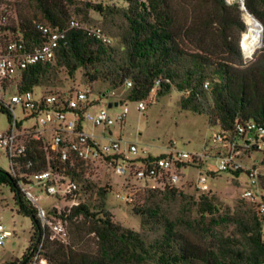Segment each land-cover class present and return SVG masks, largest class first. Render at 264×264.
I'll use <instances>...</instances> for the list:
<instances>
[{
  "label": "trees",
  "instance_id": "1",
  "mask_svg": "<svg viewBox=\"0 0 264 264\" xmlns=\"http://www.w3.org/2000/svg\"><path fill=\"white\" fill-rule=\"evenodd\" d=\"M22 1L31 15L18 11L14 21L6 17L0 25L5 40L19 33L25 41L39 43L34 23L66 33L53 64H37L21 72L19 91L50 86L56 68L70 77L81 70L85 81L104 82L111 90L129 83L128 102L145 101L150 93L158 98L176 91L178 106L205 115L209 126L233 138L237 124L244 128L252 124L263 132L264 143V0H243L244 9L239 0H183L188 15L182 14L175 0H119L125 4L120 8L86 5L100 15V27L76 0ZM1 2L6 11L7 1ZM246 12L262 27L261 48L252 55ZM73 15L82 16L81 22L76 21L79 25L98 27L117 44L106 45L82 29H69ZM242 55L252 59L245 62ZM257 152L264 164V146ZM157 158L148 156L150 161ZM19 161L21 165L30 162V173L46 170L41 142L29 141ZM83 166L60 163L54 157L49 160L53 172L78 185L77 192L65 196L69 201L78 197L77 205L48 212L67 226L70 241L65 243L48 239L35 209L20 193L17 179L0 171V185L9 188L18 212L30 218L32 231L23 255L1 264H30L35 255L38 264H264L263 220L256 212L257 202H250L251 207L241 213H228L220 210L209 190L198 193L195 189L194 196L173 187L144 189L142 203L131 208L140 226L134 231L112 221L105 205L108 187H96L84 179ZM229 173L237 177L246 172ZM258 188V200L264 203L262 177H258ZM176 200L177 210L170 211ZM86 236L94 241L93 251L78 247Z\"/></svg>",
  "mask_w": 264,
  "mask_h": 264
},
{
  "label": "built area",
  "instance_id": "2",
  "mask_svg": "<svg viewBox=\"0 0 264 264\" xmlns=\"http://www.w3.org/2000/svg\"><path fill=\"white\" fill-rule=\"evenodd\" d=\"M4 1V0H3ZM6 21L4 4L0 3V25ZM69 29H82L90 36L103 44H110V37L100 28L81 26L76 21L68 22ZM34 31L40 36L39 43L25 41L19 33L14 38L5 40L0 34V108L8 115L7 128L0 132V149L4 152L9 165V175L17 179V186L25 201L36 211V217L40 226L47 229L48 239H56L64 242L65 227L58 221H50L48 213L38 205L37 198L32 196L25 187L33 186L41 188L47 196L65 198L66 195L78 191V185L63 176L52 171L49 160L56 158L60 163H82L84 165L102 162L112 172L122 177L124 183L128 179L143 181L145 189L163 190L166 187L177 188L183 170L187 164L199 167L203 161L202 154H188L178 152L174 148H168L167 153L159 156L156 160H148L144 155L140 158L130 159L128 154H135L136 147L120 137H112L108 128L116 123H121L127 113L125 102L126 90L130 87L127 83L124 87L110 90L101 97H109L113 101L101 107V97L89 100L86 93L75 92L72 96L31 91H19V77L22 71L37 64H53L59 43L65 38V30L51 29L42 23L33 24ZM17 79V82L14 81ZM14 87L13 92H8L9 87ZM206 88V84L204 85ZM8 94V99L4 100ZM95 103V104H94ZM116 103V106L113 104ZM119 107L120 111L115 116L107 112V105ZM96 106V110L89 109ZM15 108H19L21 118L15 115ZM145 109L142 101L137 102L136 110L141 112ZM31 118L34 124L23 127V122ZM89 124L92 129H100L99 133H87L82 124ZM236 136L230 138L226 133L212 136V141L222 146L215 159L217 162L214 172L229 173L237 170L245 171L247 185L242 192L245 200L257 199L256 212L264 215V203L258 199V177L264 178V165L249 169L243 167L239 161L240 155L245 152L262 151L264 143L261 130H256L250 124L245 128L236 125ZM48 132L47 145H42L45 153L46 170L40 172H28L31 164L27 161L20 164L19 159L25 156L29 141L44 142V132ZM256 137V138H255ZM241 144V148L239 147ZM255 147V148H254ZM22 169V170H21ZM23 181H28L25 183ZM195 189L198 193H206L209 188L205 175L198 174ZM257 192V194H256ZM115 198L122 202H130L128 194H115ZM70 207L77 205L71 200ZM69 207V208H70ZM53 219V218H52ZM12 235L0 219V250ZM30 264H38L37 255L32 258Z\"/></svg>",
  "mask_w": 264,
  "mask_h": 264
},
{
  "label": "rangeland",
  "instance_id": "3",
  "mask_svg": "<svg viewBox=\"0 0 264 264\" xmlns=\"http://www.w3.org/2000/svg\"><path fill=\"white\" fill-rule=\"evenodd\" d=\"M8 6L6 7V17L13 20L18 11L31 15V11L22 6V0H6ZM77 5L87 12V17L93 21L94 25L100 27V15L92 8L86 5H100L101 7H125V4L119 0H76ZM178 1L177 7L182 11V14L188 15L189 7L183 2ZM233 0H226L231 3ZM243 15V14H242ZM241 15V16H242ZM73 19L78 23L81 22L82 16H74ZM248 23V16L245 18ZM250 33V32H249ZM107 35V33H105ZM111 46L117 44V40L111 35ZM251 45V44H250ZM261 48V47H260ZM259 48V49H260ZM257 49V50H259ZM256 50V51H257ZM250 51V55L256 53ZM248 52V50H247ZM249 53V52H248ZM243 60L248 62L252 59L246 58L242 55ZM81 70H77L72 77L68 76L64 69L56 68V78L50 86H40L34 88V91L39 93H52L72 96L75 92L86 93L89 100L101 97L102 94L109 93L108 85L101 81L89 83L81 76ZM17 82V79L14 80ZM14 87H9L8 92H13ZM179 94L176 91H170L168 94L161 97H154L153 93L149 94L147 100L142 101L145 109L141 112L136 110L137 102H125L127 113L121 123H116L108 128V132L112 137H120L130 144H133L137 152L135 154H128L130 159L140 158L144 155L151 157L163 156L167 153L168 148H174L178 152H185L188 154H202L203 161H200L199 167L188 163L183 170L180 182L177 186L179 191L184 195H194L198 193L195 191V183L198 174L205 175L209 193L216 198L220 210L228 213H241L247 208H250L252 200H245L242 198V192L247 185V178L244 173L234 177L231 173L214 172L216 170L217 162L216 155L222 150V146L212 141V136L219 133L217 126H209L206 116L203 114H194L186 110H182L178 104ZM8 99V94L5 95L4 100ZM113 101L109 97H101V107H105L108 102ZM95 104V103H94ZM96 106L91 107V112L96 110ZM120 108L110 107L107 112L110 116H115L119 113ZM15 115L18 119L21 118L19 108H15ZM34 124L31 118H27L23 122V127H30ZM8 125V118L5 113L0 111V132H3ZM83 130L87 133L97 134L100 129H92L89 124L83 123ZM44 142L41 145H47L48 132H44ZM241 148V144L239 146ZM263 155L258 152H245L239 157L240 163L244 168L249 169L252 166L260 168L261 159ZM10 168L8 160L4 152L0 149V171L9 172ZM83 178L92 182L96 187H108L106 195V209L112 216V221L123 228L139 231L138 217L131 213L133 205H140L144 195L143 181L128 179L126 184L122 177L116 176L112 170L103 165L102 162L95 164L84 165L82 167ZM213 173V174H209ZM28 192L37 198L38 205L47 214L51 209L61 211L70 207L69 201L65 198H58L47 196L45 192L35 185L25 187ZM115 194H128L131 197L130 203H125L117 198ZM257 194V192H256ZM78 197H74V202H77ZM162 203H166L162 200ZM254 202L257 201L255 198ZM177 200L171 205L170 211H176ZM168 208V207H167ZM263 220L264 232V215H259ZM53 218V219H52ZM0 219L4 226L12 231V235L7 239L3 249L0 250V264L8 261H17L24 253L29 245L31 236L30 218L18 212V208L14 205L12 194L9 188L5 185H0ZM50 221H58L52 215L48 216ZM61 223V222H60ZM66 230L64 239L69 242L70 238L67 235V226L61 223ZM82 250H94V241L91 236L83 237L77 243Z\"/></svg>",
  "mask_w": 264,
  "mask_h": 264
},
{
  "label": "bare ground",
  "instance_id": "4",
  "mask_svg": "<svg viewBox=\"0 0 264 264\" xmlns=\"http://www.w3.org/2000/svg\"><path fill=\"white\" fill-rule=\"evenodd\" d=\"M248 27L250 31V51L251 53L256 51L261 47V38H262V33H261V27L259 23L250 15H248Z\"/></svg>",
  "mask_w": 264,
  "mask_h": 264
},
{
  "label": "water",
  "instance_id": "5",
  "mask_svg": "<svg viewBox=\"0 0 264 264\" xmlns=\"http://www.w3.org/2000/svg\"><path fill=\"white\" fill-rule=\"evenodd\" d=\"M239 3H240V5L242 6V9H244V7H243V0H239ZM247 13V12H246ZM248 14V13H247ZM248 15H250V14H248ZM251 16V15H250ZM252 17V16H251ZM254 18V17H253ZM242 20H243V18H242ZM256 20V19H255ZM257 21V20H256ZM258 22V21H257ZM259 23V22H258ZM259 25H260V23H259ZM260 27H261V25H260ZM261 33H262V27H261ZM261 45H262V43H261ZM110 104H108L107 105V107L108 108H110ZM113 106H116V103H114L113 104ZM23 182H25V183H28V181H23Z\"/></svg>",
  "mask_w": 264,
  "mask_h": 264
}]
</instances>
